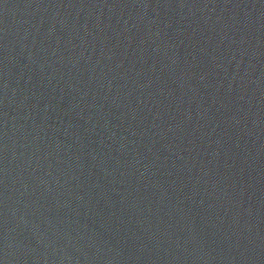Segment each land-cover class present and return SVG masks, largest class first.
<instances>
[{"label":"water","instance_id":"1","mask_svg":"<svg viewBox=\"0 0 264 264\" xmlns=\"http://www.w3.org/2000/svg\"><path fill=\"white\" fill-rule=\"evenodd\" d=\"M0 264H264V0H0Z\"/></svg>","mask_w":264,"mask_h":264}]
</instances>
